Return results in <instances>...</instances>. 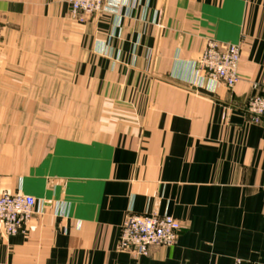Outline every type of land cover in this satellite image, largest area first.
<instances>
[{"label":"crops","instance_id":"obj_1","mask_svg":"<svg viewBox=\"0 0 264 264\" xmlns=\"http://www.w3.org/2000/svg\"><path fill=\"white\" fill-rule=\"evenodd\" d=\"M240 46L233 87L197 66ZM264 0H0V193L37 200L0 264H264ZM179 220L171 246H118L127 214Z\"/></svg>","mask_w":264,"mask_h":264},{"label":"built area","instance_id":"obj_2","mask_svg":"<svg viewBox=\"0 0 264 264\" xmlns=\"http://www.w3.org/2000/svg\"><path fill=\"white\" fill-rule=\"evenodd\" d=\"M109 0H68L69 14L77 22L104 9ZM240 46L208 40L197 60L205 75L227 87L238 81ZM255 93L246 102V111L254 120L264 119V86L252 84ZM37 200L22 192L0 193V231L11 236L25 230L27 222L36 213ZM181 228L179 220L170 215L152 213L126 215L120 228L118 246L130 248L137 255L149 254L152 246H171L176 242ZM233 264H254L237 258Z\"/></svg>","mask_w":264,"mask_h":264}]
</instances>
